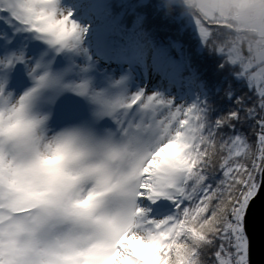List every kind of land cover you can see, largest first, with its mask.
Listing matches in <instances>:
<instances>
[{
    "label": "snow or ice",
    "instance_id": "6c2138e0",
    "mask_svg": "<svg viewBox=\"0 0 264 264\" xmlns=\"http://www.w3.org/2000/svg\"><path fill=\"white\" fill-rule=\"evenodd\" d=\"M167 6L247 81L243 113L211 121L206 106L159 93L112 97L51 65L31 69L22 96L0 83V264H205L210 249L212 264H248L243 224L264 183V0ZM0 13L57 53L78 51L89 31L61 0H0ZM16 62L23 57L0 64ZM66 93L89 113L53 128L52 105ZM247 118L251 137L222 134ZM162 199L176 212L157 220L144 204Z\"/></svg>",
    "mask_w": 264,
    "mask_h": 264
},
{
    "label": "trees",
    "instance_id": "16d2710c",
    "mask_svg": "<svg viewBox=\"0 0 264 264\" xmlns=\"http://www.w3.org/2000/svg\"><path fill=\"white\" fill-rule=\"evenodd\" d=\"M66 1L74 6L76 18L90 26L94 52L103 63L131 66L166 95L177 96L186 103H192L194 94L193 105L209 108L211 121L233 110L243 113L237 101L252 96L247 81L235 74V68L225 64V58L213 51L211 44L206 46L195 21L179 7L170 11L167 0ZM161 53L164 54L159 59ZM174 61L182 62L181 72L170 71L169 64ZM177 82L190 89L181 88V97L174 92ZM248 103H252L251 99ZM254 129L255 123L247 118L237 121L234 129H224L222 134L229 136L235 131L251 137ZM211 251L214 249L204 253L205 264H212Z\"/></svg>",
    "mask_w": 264,
    "mask_h": 264
},
{
    "label": "rangeland",
    "instance_id": "374dc122",
    "mask_svg": "<svg viewBox=\"0 0 264 264\" xmlns=\"http://www.w3.org/2000/svg\"><path fill=\"white\" fill-rule=\"evenodd\" d=\"M61 7L74 11L73 19L80 25L89 27L81 48L73 53H57L35 34L21 26L12 24L7 14L0 13V61L23 57V62H16L14 67L8 70H5L4 65L0 64V83H5L7 92L19 97L31 89L34 86V81L29 73L31 69L36 68L37 64H40L44 66L40 69L41 74L51 65L57 74L69 73V76L66 77L68 79H88L95 89L106 91L112 97L123 95L126 99H130L134 94L143 90L148 94L159 93L165 99L173 100L176 106H193L196 102L194 94L191 95L193 98L191 104L186 103L185 100H180L177 96L166 95L160 88H156L146 76H143L144 74L136 73L131 66L117 67L100 61L101 57L94 52L90 26L76 18V10L70 2L61 0ZM103 45L105 44L103 43ZM45 51H51L52 57L45 56ZM176 51H179L178 47H176ZM107 53H112V51ZM163 54L161 53L159 59L163 57ZM47 57L48 59H46ZM181 66V61H174L169 64V69L170 71L181 72L183 69ZM120 80L124 81L123 85L113 87ZM178 83H175L174 92H177L181 97V88L184 91L190 89L185 87L183 83ZM89 109L90 104L87 100L66 93L56 99L52 105L50 124L53 128H58L62 124L71 123L70 118L77 112L87 115ZM111 126L112 122L109 119H105L100 124L102 128ZM144 206L150 209V215L157 220L164 219L167 217V213L176 210V206L171 201L163 199L155 204L145 202Z\"/></svg>",
    "mask_w": 264,
    "mask_h": 264
},
{
    "label": "water",
    "instance_id": "95a60500",
    "mask_svg": "<svg viewBox=\"0 0 264 264\" xmlns=\"http://www.w3.org/2000/svg\"><path fill=\"white\" fill-rule=\"evenodd\" d=\"M243 226L248 238V264H264V183L248 208Z\"/></svg>",
    "mask_w": 264,
    "mask_h": 264
},
{
    "label": "bare ground",
    "instance_id": "6f19581e",
    "mask_svg": "<svg viewBox=\"0 0 264 264\" xmlns=\"http://www.w3.org/2000/svg\"><path fill=\"white\" fill-rule=\"evenodd\" d=\"M45 56L52 57V56H51V51H45ZM46 59H48V57H47ZM65 118H66V116H65Z\"/></svg>",
    "mask_w": 264,
    "mask_h": 264
}]
</instances>
